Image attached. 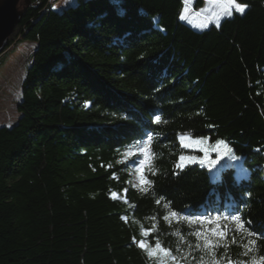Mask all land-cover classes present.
I'll list each match as a JSON object with an SVG mask.
<instances>
[{"label": "trees", "instance_id": "1", "mask_svg": "<svg viewBox=\"0 0 264 264\" xmlns=\"http://www.w3.org/2000/svg\"><path fill=\"white\" fill-rule=\"evenodd\" d=\"M54 1L20 0L0 54L29 46L17 118L0 124V264H156L142 239L210 264L204 237L222 264L264 256V0L202 30L181 20L184 0ZM183 133L224 140L241 167L177 168Z\"/></svg>", "mask_w": 264, "mask_h": 264}, {"label": "snow or ice", "instance_id": "2", "mask_svg": "<svg viewBox=\"0 0 264 264\" xmlns=\"http://www.w3.org/2000/svg\"><path fill=\"white\" fill-rule=\"evenodd\" d=\"M113 3L116 5H119L121 3V0H113ZM209 4L214 5V7L208 12V16L206 17V20L208 22L215 23L216 26H219L220 20L223 17H230L233 14V9L243 14L245 12V9L247 8L246 4H241L236 2V0H208ZM181 18H185V14L182 13ZM204 26H207L205 24ZM157 122H160V117L156 118ZM153 138L151 136L148 137V142L150 143ZM180 141V145L182 148L190 149L194 151H198L203 153V156H185L180 155L178 163L176 165L177 168L183 170V168L186 166L187 163H195L198 162L201 165L207 164L209 167L215 165L217 161L224 155L229 154V159H236L234 155H230L232 152V149L228 146V144L222 140L217 139L215 142H210L208 137H193L190 133H183L180 134L178 137ZM215 152L217 154L216 159H211V154ZM141 154L145 157L144 160H141V165H147L148 170L152 171L153 174H155V170L151 168V162L155 159V153L152 152L151 148L145 145L144 148L141 149ZM138 171L141 172V184L146 185L142 188L143 192H148L149 189L152 187V182L147 180L146 177L143 176L144 168L138 169ZM220 180L219 176H216L215 182H218ZM115 197V194H113ZM160 199H163L162 197ZM158 204L160 203V200L156 201ZM165 207H169L168 204H165ZM171 216L173 218H177V222L179 220H187L189 223H196L197 221H201L203 223L212 224L213 220L208 219L205 217H184L180 216L176 212H171ZM167 219V217H165ZM219 220V217L216 218ZM225 219H230L233 224L235 225V231H241L244 233H247L248 236H254L256 233L253 231H250L248 228L245 227V221L242 220L241 216L239 215H232L231 217H226ZM219 225H217V228ZM210 231L213 233V235H218L220 238L224 237V233L220 232L217 233L215 229H210ZM145 237L150 235V232L145 231L143 233ZM261 236H264V233L260 234ZM194 236L196 237L197 241H200L201 239V233L197 231L194 233ZM183 239V236L180 237ZM135 241V238H134ZM235 243V240H233ZM249 245H252L250 248ZM138 246L141 247L148 257L150 259L155 258L156 264H175L177 261V256L173 254V250L171 248H168L164 246V244L161 242V240L156 239L154 245H149L145 239H142L138 242ZM256 240H249L248 244H245L243 247L247 249L243 253V255L247 256L249 252L253 251L254 248H256ZM195 247L197 249L201 248V244L198 242ZM221 247V245L217 241H213L212 239H209L207 237H204L203 241V250L206 251L207 254L210 255L211 261L210 264H222L223 256H221L219 259L216 257V251L215 249H218ZM227 248V246H224ZM181 259H186V257H181ZM229 264H264V256H260L259 258L253 257L250 261H232V259L228 258ZM201 264H209V262L204 261L203 257H201Z\"/></svg>", "mask_w": 264, "mask_h": 264}, {"label": "rangeland", "instance_id": "3", "mask_svg": "<svg viewBox=\"0 0 264 264\" xmlns=\"http://www.w3.org/2000/svg\"><path fill=\"white\" fill-rule=\"evenodd\" d=\"M201 6H195L197 0H184V6L181 11L185 14V18H180L185 23L190 25L192 28L197 30H202L209 26L210 24H215L212 22H208L206 17L208 16V12L214 7V5L209 4L208 0H201ZM75 0H56L53 3V8L55 10H61L69 5H72ZM20 3V2H19ZM20 4H18L19 7ZM233 13H238L233 9ZM240 14V13H238ZM227 18V17H223ZM221 18V20L223 19ZM220 20V21H221ZM207 24V26H204ZM29 44V43H28ZM29 46L23 45V43H17L14 47L10 49V51L0 57V124L10 125L16 120V111L15 104L18 99L17 87H19L20 78L22 77L24 65L27 57V48ZM210 142H215V140H209ZM180 142V141H179ZM231 148V147H230ZM185 149V148H184ZM232 149V148H231ZM181 155L185 156H203V153L185 149V153ZM230 155H234L236 159H229V154L222 156L215 165L209 167L206 166L211 173H213L218 165H221L223 162L232 163L235 169L241 167V163L239 162V157L233 152ZM180 157V156H179ZM217 154L213 152L211 154V159H216ZM179 160V158H178ZM198 163V162H195ZM194 164V163H187ZM199 164V163H198ZM131 183L134 186H138V183L135 181L134 177L132 178Z\"/></svg>", "mask_w": 264, "mask_h": 264}, {"label": "water", "instance_id": "4", "mask_svg": "<svg viewBox=\"0 0 264 264\" xmlns=\"http://www.w3.org/2000/svg\"><path fill=\"white\" fill-rule=\"evenodd\" d=\"M20 0H0V54L8 44L15 25L21 19Z\"/></svg>", "mask_w": 264, "mask_h": 264}]
</instances>
